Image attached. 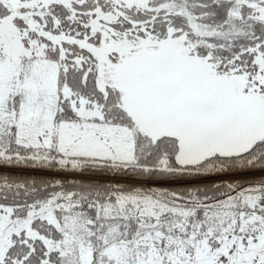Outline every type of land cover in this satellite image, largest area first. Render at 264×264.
<instances>
[{
    "label": "snow or ice",
    "instance_id": "obj_1",
    "mask_svg": "<svg viewBox=\"0 0 264 264\" xmlns=\"http://www.w3.org/2000/svg\"><path fill=\"white\" fill-rule=\"evenodd\" d=\"M0 264H264V0H0Z\"/></svg>",
    "mask_w": 264,
    "mask_h": 264
}]
</instances>
